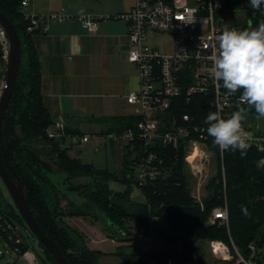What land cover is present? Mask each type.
Masks as SVG:
<instances>
[{
	"label": "trees",
	"instance_id": "obj_1",
	"mask_svg": "<svg viewBox=\"0 0 264 264\" xmlns=\"http://www.w3.org/2000/svg\"><path fill=\"white\" fill-rule=\"evenodd\" d=\"M23 1L0 0V10L15 23L22 42L20 74L3 124L9 158L5 157L2 149L0 155L10 172V165L17 170L38 224L59 244L69 262L100 264V257L108 253L90 249L80 232L66 223L67 216L95 219L103 216L110 227L123 231L129 224L149 227L152 216L164 217L171 233L165 236V250L162 252L140 254L127 243L128 237H118L125 243L112 254L126 264H167L169 259L173 264H191L197 261L198 256H203L200 249V254H197L198 243L215 240L225 242L233 252L235 246L246 259L262 262L261 254L258 257V247H264V169H258L255 161L264 157V141L262 148L253 144L247 155L242 157L239 150L222 152L210 140L207 145L214 152L216 171L205 184L202 202L191 195L193 178L184 160V144L179 148L169 147L166 159L170 162L171 175L140 187L145 200H134L132 187L138 184L131 176V163L135 155L140 154L138 144H126L123 167L119 172L84 163L80 157L71 154L70 146L65 147L49 136L48 130L54 125L55 118L46 107L41 92L42 66L34 39L39 30H29L30 21L26 18ZM2 64L3 47L0 43V67ZM191 101L192 104L185 106L183 111L192 112L198 121L206 119L210 110L208 97L196 95ZM248 114L257 117L254 109ZM139 119L135 114L98 118L106 128L103 134L113 132L119 136L134 127ZM244 123L251 125L248 119ZM250 128L256 135L264 137V130ZM65 131L71 135L82 134L67 124ZM174 157H177V163L172 166ZM56 170L66 174L69 188L83 197L82 203L72 201L60 191L50 176ZM80 178H85V181L74 183ZM111 180L124 182L127 189H113ZM225 205L228 208L227 222L217 220L210 223L214 209ZM242 207L247 209V214ZM252 242L256 245L253 256L249 248ZM46 252L54 264H59L48 249ZM236 260L237 257L224 262L233 264ZM200 262L204 264V261Z\"/></svg>",
	"mask_w": 264,
	"mask_h": 264
},
{
	"label": "built area",
	"instance_id": "obj_2",
	"mask_svg": "<svg viewBox=\"0 0 264 264\" xmlns=\"http://www.w3.org/2000/svg\"><path fill=\"white\" fill-rule=\"evenodd\" d=\"M28 2L24 0L22 6H27ZM179 2L180 0H136L135 6L129 12L116 15H76L62 9L50 14L26 13V18L30 21V31L43 28L46 30L48 20L77 18L90 32L98 29L102 19L121 18L130 23L129 61L138 70L140 86L129 93L127 100L135 106L136 115L140 119L123 135L113 134L114 139L122 138L126 139L127 143L139 145L140 154L135 155L131 163V176L139 187L170 176L172 169L166 159V149L179 148L184 144V160L194 181L191 195L202 202L205 184L211 175V165L214 161V152L207 145L212 138L207 135L205 119L198 121L192 112L183 111V108L192 104L194 96L203 95L209 99V112L220 111L221 115L227 117L237 110L240 92L228 95L222 87V82L216 83L209 75L215 36L220 34L225 26L243 29L234 24L245 25L246 28L251 22L252 26L256 27L264 20V4L260 9L254 10L249 0H197L195 5L178 7ZM231 9L248 10V17L234 19L226 13ZM149 32L172 36L175 42L174 50L163 52L150 45ZM0 43L7 67L9 41L1 26ZM2 74L0 98L6 87L7 68ZM65 126L63 118H56L54 125L48 130L49 136L60 141L63 146L71 148L75 144L89 141V134H67ZM251 126L244 123L245 130L251 133L250 143L262 148L264 137L256 135ZM172 163V166L177 163V157L172 159ZM217 220L227 222V205L214 209L210 223ZM139 230V237L148 239L146 232L150 228L141 225ZM0 232L23 258L25 264H39L37 256L27 248L22 235L2 212ZM210 244L212 253L221 261H233L237 257L233 264H255L251 258L246 259L235 246L233 252L223 241L215 240ZM249 248L252 256L256 254L254 242ZM6 252L0 248V262L6 257ZM167 264H173L172 260L169 259Z\"/></svg>",
	"mask_w": 264,
	"mask_h": 264
},
{
	"label": "crops",
	"instance_id": "obj_3",
	"mask_svg": "<svg viewBox=\"0 0 264 264\" xmlns=\"http://www.w3.org/2000/svg\"><path fill=\"white\" fill-rule=\"evenodd\" d=\"M28 1L24 7L27 14H50L65 9L76 15L126 13L136 3V0ZM196 1L180 0L177 6L195 5ZM47 23V29L36 32L34 39L42 66L41 92L51 115L89 135L92 124L103 125L98 118L136 115L131 109L135 106L127 100L129 93L140 86L139 73L129 61L130 23L121 18L102 19L94 32L85 29L77 18ZM159 37L167 42L157 41ZM148 42L163 52L175 48L170 35L149 32Z\"/></svg>",
	"mask_w": 264,
	"mask_h": 264
},
{
	"label": "rangeland",
	"instance_id": "obj_4",
	"mask_svg": "<svg viewBox=\"0 0 264 264\" xmlns=\"http://www.w3.org/2000/svg\"><path fill=\"white\" fill-rule=\"evenodd\" d=\"M226 13L234 19L238 17H248V10L231 9L226 11ZM157 41L167 42L166 38L162 37H159ZM0 68L1 73L6 72L7 67L4 60ZM136 71L138 70L136 69ZM131 109L133 113L136 111L135 107H132ZM130 110L129 112H131ZM247 116V119L250 120L251 125L255 130H264V119H258L255 116H250V114ZM90 129L91 131H89V141L80 145L75 144L73 148H71V154L75 157H80L84 163L94 164L97 168H109L110 170L120 172L123 167L122 162L124 154L127 150V140L122 138L114 139V135L112 134L113 132H111V134H107L106 132L103 134L102 131L106 129L103 127V125L92 124ZM214 171H216L215 161H213L211 165V176L213 175ZM50 176L65 196L76 203H81L83 201V197H81L76 190L69 188V183L65 180L66 174L64 172L56 170L51 173ZM84 179L80 178L74 180V183H78V181L84 182ZM110 186L117 191H124L127 189V184L119 180H111ZM131 194L132 198L136 201L143 202L145 200L140 187L137 185H133ZM0 212H2L5 217L8 218L17 228L19 233L22 235L27 248L37 256L39 264H54L49 259L46 249L35 237L31 228L24 220L12 194L1 177ZM65 221L67 224L80 232L90 249L100 250L108 253V255H102L100 257V264H126L120 259L119 256L112 254L117 252L119 247L125 243L119 241L118 237H128L130 240L127 241V243L133 245V247L140 254L145 255L153 251H164L166 244L165 236L171 233L169 224L167 223L166 219L161 216H152L150 219V230L146 232L148 239L139 237L140 230L138 226L129 224L126 231L117 229L115 227L112 228L109 226L108 221L103 216L97 219L84 216H67ZM114 233L116 236H114ZM197 247V254L199 253L200 249L203 256H198L197 261L192 262L191 264H201L200 261H204V264H228L214 256L211 251V244L209 242L200 241ZM0 248L5 252L7 251L6 257L1 260L0 264H25L23 258L17 254L14 247L8 243L6 237L1 232ZM258 252V257L261 254L260 257L264 263V247H258ZM254 262L255 264H262V262H259V260H254Z\"/></svg>",
	"mask_w": 264,
	"mask_h": 264
},
{
	"label": "clouds",
	"instance_id": "obj_5",
	"mask_svg": "<svg viewBox=\"0 0 264 264\" xmlns=\"http://www.w3.org/2000/svg\"><path fill=\"white\" fill-rule=\"evenodd\" d=\"M249 4L258 10L264 0H249ZM213 47L210 77L218 84L222 82L228 95L240 92V96L237 110L227 117L220 111L207 114L206 132L221 150H239L244 157L251 147V133L244 127L248 111L254 109L257 118L264 119V20L256 27L249 22L243 29L225 26L215 36ZM255 164L258 169H264V157ZM242 210L247 214L246 208Z\"/></svg>",
	"mask_w": 264,
	"mask_h": 264
},
{
	"label": "water",
	"instance_id": "obj_6",
	"mask_svg": "<svg viewBox=\"0 0 264 264\" xmlns=\"http://www.w3.org/2000/svg\"><path fill=\"white\" fill-rule=\"evenodd\" d=\"M234 25L245 28V25ZM0 26L5 30L9 41V60L7 64L6 87L0 98V149L3 150L5 157L8 159L9 157L4 143L3 124L20 74L22 64V42L15 23L4 11L1 10ZM10 170L11 172L7 169L0 155V174L12 194L21 215L31 228L35 237L44 247H46V249L50 251L59 264H71L60 249L59 244L54 239L49 237L38 224L28 203L27 189L22 182L21 177L13 165H10Z\"/></svg>",
	"mask_w": 264,
	"mask_h": 264
},
{
	"label": "flooded vegetation",
	"instance_id": "obj_7",
	"mask_svg": "<svg viewBox=\"0 0 264 264\" xmlns=\"http://www.w3.org/2000/svg\"><path fill=\"white\" fill-rule=\"evenodd\" d=\"M0 177L3 179V177L1 176V174H0Z\"/></svg>",
	"mask_w": 264,
	"mask_h": 264
}]
</instances>
